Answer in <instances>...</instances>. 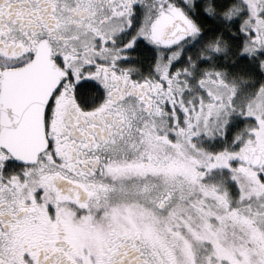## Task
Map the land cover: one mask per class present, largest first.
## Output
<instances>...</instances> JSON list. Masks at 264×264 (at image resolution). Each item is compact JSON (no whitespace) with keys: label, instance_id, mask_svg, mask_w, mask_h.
<instances>
[{"label":"snow or ice","instance_id":"1","mask_svg":"<svg viewBox=\"0 0 264 264\" xmlns=\"http://www.w3.org/2000/svg\"><path fill=\"white\" fill-rule=\"evenodd\" d=\"M0 264H264V0H0Z\"/></svg>","mask_w":264,"mask_h":264}]
</instances>
